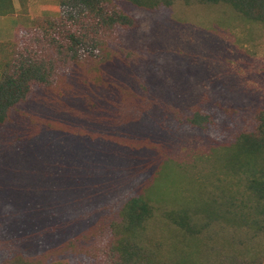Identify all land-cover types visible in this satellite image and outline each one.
<instances>
[{
	"label": "rangeland",
	"instance_id": "obj_1",
	"mask_svg": "<svg viewBox=\"0 0 264 264\" xmlns=\"http://www.w3.org/2000/svg\"><path fill=\"white\" fill-rule=\"evenodd\" d=\"M3 2L10 11L0 13V77L15 52L39 55L41 45L50 47L41 62L54 76L33 82L0 124V264H114L121 206L144 192L153 216L143 242L164 258L264 259V233L234 215L257 216L254 197L217 158V147L258 130L264 22L223 2L146 8L110 0L107 13L132 20L113 25L88 14L65 19L64 0ZM70 30L95 50L68 52ZM193 115L206 119L194 126ZM70 146L82 158L75 152L59 168ZM171 210L185 211L196 231L167 220Z\"/></svg>",
	"mask_w": 264,
	"mask_h": 264
},
{
	"label": "trees",
	"instance_id": "obj_2",
	"mask_svg": "<svg viewBox=\"0 0 264 264\" xmlns=\"http://www.w3.org/2000/svg\"><path fill=\"white\" fill-rule=\"evenodd\" d=\"M110 0H64L61 3V10L64 18L71 20V22L79 21L80 17L87 14L96 17L100 22L106 25L130 24L131 18L124 14L115 11L107 13L104 10V3ZM132 4L154 8L160 4H170L174 0H128ZM185 2L198 1L203 3H219L223 2L230 5L243 17L264 22V0H183ZM10 11V5L0 0V13ZM34 29V27H33ZM29 33L25 31L21 34V40H29ZM53 46L57 47V40L49 38ZM77 37L76 31L70 30L67 32V39L65 41V48L68 52L77 53L79 45L82 46L81 51H89L92 48L83 46V41ZM80 42V43H79ZM49 45L39 46L41 54L37 55L34 51L28 52L24 47L23 51L15 52L10 64L1 71L0 77V124L6 119L7 111L19 100L25 97L28 89L33 82L47 83L54 74L51 73V68H45L41 62L42 55L49 49ZM95 48V46H93ZM93 49L92 51H94ZM31 53V54H30ZM257 117L259 126L255 133L242 134L233 144L220 145L217 147L221 149V153L217 158L222 162L225 169L233 174L243 176V185L247 191L254 197V205L250 208L257 216L250 218V214H245L240 211L237 214L232 211L241 221L248 222L264 233V164L257 160L262 158L264 160V111L259 112ZM191 123L195 126L202 124L206 116L193 115L190 118ZM82 148L78 146H70L64 148L62 151L63 157H59V168H63L62 162L70 160L73 153H78L81 158ZM57 157V156H56ZM7 174L2 173L0 165V180H5ZM15 189H19L18 180H16ZM68 184V183H67ZM75 179L70 184L66 185L67 190L73 191L76 187ZM21 191V190H19ZM65 193L66 191H62ZM145 193V192H144ZM142 194H135L127 198L120 209L121 222L116 229L117 234L114 242V264H184V259L172 260L164 258L160 254L159 248L151 243L143 242V234L148 220L153 216L152 206L148 202L147 197ZM216 213L218 210L215 209ZM68 213L64 214L67 216ZM165 218L174 223L184 234H192L196 231L193 222L185 211H168L165 213ZM76 222V219L66 220L63 225ZM19 227H25L24 224H18ZM15 227V228H16ZM193 236V235H190ZM247 264H264L262 261H251Z\"/></svg>",
	"mask_w": 264,
	"mask_h": 264
}]
</instances>
